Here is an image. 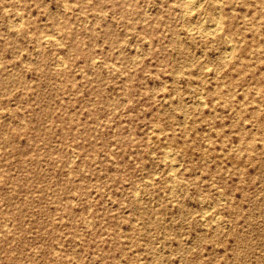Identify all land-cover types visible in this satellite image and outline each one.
<instances>
[{
    "label": "rangeland",
    "instance_id": "374dc122",
    "mask_svg": "<svg viewBox=\"0 0 264 264\" xmlns=\"http://www.w3.org/2000/svg\"><path fill=\"white\" fill-rule=\"evenodd\" d=\"M192 2L0 0V264H264V0Z\"/></svg>",
    "mask_w": 264,
    "mask_h": 264
},
{
    "label": "bare ground",
    "instance_id": "6f19581e",
    "mask_svg": "<svg viewBox=\"0 0 264 264\" xmlns=\"http://www.w3.org/2000/svg\"><path fill=\"white\" fill-rule=\"evenodd\" d=\"M193 1H194V0H193ZM195 1H197V0H195ZM185 3H186V4H185ZM185 3H184V4L187 6V9H188V10L193 9V7H194V9H196V8H195V4L192 2V0H185ZM195 3H196V2H195ZM196 4H197V3H196ZM179 5H180V4H179ZM65 6H66V5H65ZM66 8H67V7H66ZM220 10H221V9H220ZM19 13H20V12H19ZM186 13H188V11H187ZM7 14H8V12H7ZM19 15H20V14H19ZM104 15H105V14H104ZM219 15H220V14H219ZM20 16H21V15H20ZM218 17H219V16H218ZM218 17H217V18H218ZM21 18H22V17H21ZM205 18H206V17H205ZM215 18H216V17H215ZM219 19H220V18H219ZM19 20H20V19H19ZM217 20H218V19H217ZM221 20H222V19H221ZM221 20H220V21H221ZM22 21H23V20H22ZM212 23H213V21H212ZM214 23H215V22H214ZM220 23H221V22H220ZM220 23H218V24H220ZM12 24H13V23H12ZM203 24H204V22H203ZM203 24H202V25H203ZM209 24H210V23H209ZM13 25H14V24H13ZM204 25H205V24H204ZM204 25H203V26H204ZM210 25H212V24H210ZM213 26H214L213 29H212V30L210 29V30L214 33V31L217 30L216 27H217L218 25H213ZM14 27H15V26H14ZM210 27H211V26H210ZM219 27H220V25H219ZM221 27H222V26H221ZM221 27H220V28H221ZM198 28H200V26H199ZM200 30H201V29H200ZM204 30H205V29H204ZM208 30H209V28H208ZM198 31H199V30H198ZM202 31H203V30H202ZM205 31H207V30H205ZM205 31H204V32H205ZM209 32H210V31H209ZM209 32H208V33H209ZM217 32H219V31H217ZM213 33H212V34H213ZM209 34L211 35V33H209ZM209 34H208V35H209ZM49 38H50V37H49ZM55 39H56V38H55ZM229 44H230V43H229ZM59 46H60V45H59ZM230 49H231V48H230ZM229 51H230V50H229ZM57 58H58V57H57ZM62 58H63V57H62ZM140 58H141V57H140ZM141 59H142V58H141ZM94 60H95V59H94ZM224 60H225V59H224ZM96 61H97V60H96ZM96 61H95V62H96ZM59 63H60V62H59ZM64 63H65V62H64ZM58 66H59V65H58ZM56 67H57V66H56ZM200 101H202V100H200ZM202 103L204 104V102H202ZM196 106H197V105H196ZM184 114H185V113H184ZM164 148H165V147H164ZM167 150H168V149H167ZM165 151H166V150H165ZM71 159H72V158H71ZM74 159H75V158H74ZM172 163H173V162H172ZM171 165H174V164H171ZM175 166H176V165H175ZM175 166H174V167H175ZM172 167H173V166H172ZM172 173H173V172H172ZM175 178H176V176H175ZM174 186H176V185H174ZM176 187H177V186H176ZM220 197H221V196H220ZM140 200H141V199H140ZM207 212H208V211H207ZM57 251H58V250H57Z\"/></svg>",
    "mask_w": 264,
    "mask_h": 264
}]
</instances>
